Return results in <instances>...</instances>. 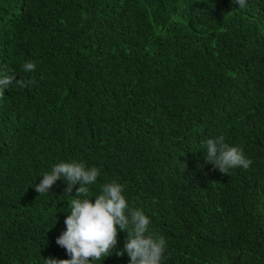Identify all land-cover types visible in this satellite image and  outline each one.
I'll use <instances>...</instances> for the list:
<instances>
[{
  "label": "trees",
  "instance_id": "obj_1",
  "mask_svg": "<svg viewBox=\"0 0 264 264\" xmlns=\"http://www.w3.org/2000/svg\"><path fill=\"white\" fill-rule=\"evenodd\" d=\"M25 62H34L26 72ZM0 264L68 259L55 243L76 197L61 162L123 186L165 239L161 264H264V0H0ZM223 136L252 161L205 164ZM128 232L118 230L110 256Z\"/></svg>",
  "mask_w": 264,
  "mask_h": 264
},
{
  "label": "clouds",
  "instance_id": "obj_2",
  "mask_svg": "<svg viewBox=\"0 0 264 264\" xmlns=\"http://www.w3.org/2000/svg\"><path fill=\"white\" fill-rule=\"evenodd\" d=\"M240 9L246 6V0H235ZM26 72L34 71V62H25ZM15 81L24 88L27 83L16 80L14 74L5 73L0 78V98ZM206 148L205 164H211L213 170L223 175L235 167L247 170L252 161L244 156L239 147L229 146L223 136L204 141ZM100 172L96 167L88 168L82 162H61L53 166L50 173H44L34 190L48 194L52 186L59 179H64V192L71 194L73 186L76 197L71 200V212L66 215L64 224L66 231L56 238L55 243L66 250L68 259L48 257L44 264H91L92 260H100L102 256H110L117 245L118 230L124 233L127 230L124 246L116 251L118 257L125 254L129 264H161L165 250V239L162 236L154 237L149 233L150 219L141 209L130 208L122 194L123 186L112 182L102 186L101 194L94 199L88 198V185L97 181Z\"/></svg>",
  "mask_w": 264,
  "mask_h": 264
}]
</instances>
